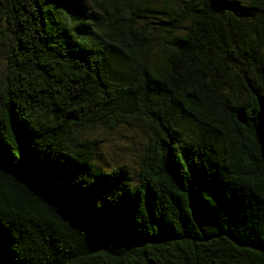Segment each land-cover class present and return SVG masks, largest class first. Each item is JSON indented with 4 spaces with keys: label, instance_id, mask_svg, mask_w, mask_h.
Wrapping results in <instances>:
<instances>
[{
    "label": "trees",
    "instance_id": "1",
    "mask_svg": "<svg viewBox=\"0 0 264 264\" xmlns=\"http://www.w3.org/2000/svg\"><path fill=\"white\" fill-rule=\"evenodd\" d=\"M0 264H264V0H0Z\"/></svg>",
    "mask_w": 264,
    "mask_h": 264
},
{
    "label": "rangeland",
    "instance_id": "2",
    "mask_svg": "<svg viewBox=\"0 0 264 264\" xmlns=\"http://www.w3.org/2000/svg\"><path fill=\"white\" fill-rule=\"evenodd\" d=\"M85 4L89 18L94 14L90 4ZM96 145L95 159L109 171L120 166L138 169V159L147 135L140 127H120L114 131H95L88 135Z\"/></svg>",
    "mask_w": 264,
    "mask_h": 264
}]
</instances>
